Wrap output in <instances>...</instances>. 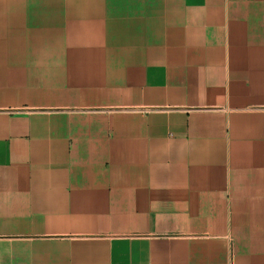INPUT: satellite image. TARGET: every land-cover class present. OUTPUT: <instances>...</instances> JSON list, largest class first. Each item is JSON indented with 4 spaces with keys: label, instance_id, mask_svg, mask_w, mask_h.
I'll list each match as a JSON object with an SVG mask.
<instances>
[{
    "label": "crops",
    "instance_id": "0c3cea01",
    "mask_svg": "<svg viewBox=\"0 0 264 264\" xmlns=\"http://www.w3.org/2000/svg\"><path fill=\"white\" fill-rule=\"evenodd\" d=\"M0 264H264V0H0Z\"/></svg>",
    "mask_w": 264,
    "mask_h": 264
}]
</instances>
